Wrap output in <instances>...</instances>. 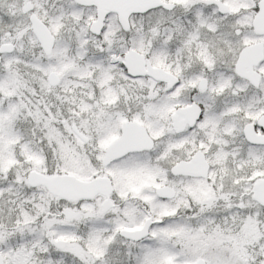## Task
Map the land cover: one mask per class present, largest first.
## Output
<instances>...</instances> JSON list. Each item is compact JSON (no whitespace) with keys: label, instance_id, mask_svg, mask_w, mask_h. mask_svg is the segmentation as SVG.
<instances>
[{"label":"snow or ice","instance_id":"snow-or-ice-1","mask_svg":"<svg viewBox=\"0 0 264 264\" xmlns=\"http://www.w3.org/2000/svg\"><path fill=\"white\" fill-rule=\"evenodd\" d=\"M0 264H264V0H0Z\"/></svg>","mask_w":264,"mask_h":264}]
</instances>
